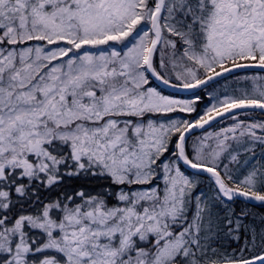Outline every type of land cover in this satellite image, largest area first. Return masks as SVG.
Here are the masks:
<instances>
[{
  "label": "snow or ice",
  "instance_id": "1",
  "mask_svg": "<svg viewBox=\"0 0 264 264\" xmlns=\"http://www.w3.org/2000/svg\"><path fill=\"white\" fill-rule=\"evenodd\" d=\"M254 208L264 0H0V264H264Z\"/></svg>",
  "mask_w": 264,
  "mask_h": 264
},
{
  "label": "flooded vegetation",
  "instance_id": "2",
  "mask_svg": "<svg viewBox=\"0 0 264 264\" xmlns=\"http://www.w3.org/2000/svg\"><path fill=\"white\" fill-rule=\"evenodd\" d=\"M254 212H262V211H264V209H260V208H254V209H252Z\"/></svg>",
  "mask_w": 264,
  "mask_h": 264
},
{
  "label": "water",
  "instance_id": "3",
  "mask_svg": "<svg viewBox=\"0 0 264 264\" xmlns=\"http://www.w3.org/2000/svg\"><path fill=\"white\" fill-rule=\"evenodd\" d=\"M161 88H163V86L161 85ZM164 90H166V91H169V92H172L173 90L172 89H170V88H164Z\"/></svg>",
  "mask_w": 264,
  "mask_h": 264
},
{
  "label": "trees",
  "instance_id": "4",
  "mask_svg": "<svg viewBox=\"0 0 264 264\" xmlns=\"http://www.w3.org/2000/svg\"><path fill=\"white\" fill-rule=\"evenodd\" d=\"M165 93H170V92L165 91Z\"/></svg>",
  "mask_w": 264,
  "mask_h": 264
}]
</instances>
